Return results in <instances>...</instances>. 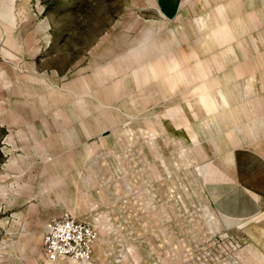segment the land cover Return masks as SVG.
<instances>
[{
  "label": "rangeland",
  "instance_id": "rangeland-1",
  "mask_svg": "<svg viewBox=\"0 0 264 264\" xmlns=\"http://www.w3.org/2000/svg\"><path fill=\"white\" fill-rule=\"evenodd\" d=\"M258 137L264 0H0V264H68L43 250L67 215L94 264H264L205 184Z\"/></svg>",
  "mask_w": 264,
  "mask_h": 264
},
{
  "label": "crops",
  "instance_id": "crops-1",
  "mask_svg": "<svg viewBox=\"0 0 264 264\" xmlns=\"http://www.w3.org/2000/svg\"><path fill=\"white\" fill-rule=\"evenodd\" d=\"M260 138L215 154L205 172L210 204L225 218L257 222L260 235L254 243L259 245L264 244V137Z\"/></svg>",
  "mask_w": 264,
  "mask_h": 264
},
{
  "label": "built area",
  "instance_id": "built-area-1",
  "mask_svg": "<svg viewBox=\"0 0 264 264\" xmlns=\"http://www.w3.org/2000/svg\"><path fill=\"white\" fill-rule=\"evenodd\" d=\"M96 239L89 224L68 215L52 217L44 226L43 250L51 263L94 264Z\"/></svg>",
  "mask_w": 264,
  "mask_h": 264
}]
</instances>
